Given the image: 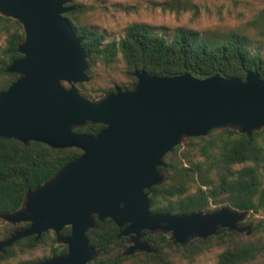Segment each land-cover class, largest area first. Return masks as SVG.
Wrapping results in <instances>:
<instances>
[{
	"label": "water",
	"instance_id": "1",
	"mask_svg": "<svg viewBox=\"0 0 264 264\" xmlns=\"http://www.w3.org/2000/svg\"><path fill=\"white\" fill-rule=\"evenodd\" d=\"M69 0H0V14L18 20L25 40L20 59L6 72L19 78L0 93V138L44 143L55 149L77 148L83 154L63 166L48 182L26 195L24 206L0 217L7 223H30L0 242V252L30 236L36 241L53 231L68 254L37 264H89L99 254L87 233L97 221L111 219L131 236L125 252L155 249L144 232L170 234L185 245L240 227L249 212L223 207L214 212L174 215L151 211L150 190L164 182L166 154L185 138L207 136L222 128L252 136L264 128V80L257 72L245 79L220 74L200 79L190 73L152 76L135 71L136 86L93 101L76 88L90 81L83 39L64 16ZM62 83H67L66 88ZM88 123L104 128L95 135L78 133ZM71 234L62 237L64 228Z\"/></svg>",
	"mask_w": 264,
	"mask_h": 264
},
{
	"label": "trees",
	"instance_id": "2",
	"mask_svg": "<svg viewBox=\"0 0 264 264\" xmlns=\"http://www.w3.org/2000/svg\"><path fill=\"white\" fill-rule=\"evenodd\" d=\"M75 9L64 16L77 36L83 39L82 48L88 55L90 82L77 84L80 94L91 99L97 69L114 66L120 57L125 64L126 80H113L103 94L115 92L116 87L131 90L137 84L135 71L152 76H177L190 73L204 79L220 74L226 78L245 79L257 72L264 80V7L247 23L229 28L197 30L187 27L174 29L173 35L160 33L158 27L136 22L129 25L119 40H109L106 33L93 23L91 5L69 0ZM155 8L176 15L191 13L200 16L195 0H162ZM25 40L23 25L0 14V93L6 91L19 75L6 72L8 66L22 55L19 46ZM69 88L67 83H62ZM98 95L97 98L101 97ZM104 128L88 123L76 132L95 135ZM77 148L55 149L44 143L0 138V216L20 210L29 191L51 180L67 163L79 158ZM164 182L150 190L151 211L174 215L192 212H214L223 207L251 212V234L220 229L207 239L194 238L185 245L174 243L169 234L145 232V239L154 253L138 251L128 256V237H120L121 229L111 219L97 221L87 233L90 245L99 251L91 264H180L219 250L216 264H264V128L250 137L238 129L222 128L207 136L185 138L164 157ZM29 223L11 224L0 217V242L28 227ZM244 226V222L240 227ZM71 234L66 227L62 236ZM55 233L49 231L23 238L0 252V264H36L40 260L16 259L41 245L53 254L67 252L65 245H56ZM48 258V257H45Z\"/></svg>",
	"mask_w": 264,
	"mask_h": 264
},
{
	"label": "rangeland",
	"instance_id": "3",
	"mask_svg": "<svg viewBox=\"0 0 264 264\" xmlns=\"http://www.w3.org/2000/svg\"><path fill=\"white\" fill-rule=\"evenodd\" d=\"M91 5V18L99 29L106 33L109 40H119L125 34L126 28L136 22L148 23L158 27L160 33L173 35L174 29L179 27L206 30L208 28H229L247 23L252 16L264 7V0H195L200 5L201 12L198 18L191 13L176 15L163 12L153 6L154 2L162 0H80ZM0 46L3 44L0 42ZM95 89L93 86L90 100L97 101L108 94L98 91V88H108L113 80H126L125 64L119 57L111 68L100 66L97 69ZM91 81V80H90ZM89 81V82H90ZM101 97L97 98L98 95ZM264 218V213L257 215ZM251 212L244 221V226H252L249 223ZM219 250H211L199 256L195 262L184 261L180 264H216ZM51 254L50 247L41 245L38 249L21 254L19 259L43 260ZM258 264V263H254Z\"/></svg>",
	"mask_w": 264,
	"mask_h": 264
},
{
	"label": "flooded vegetation",
	"instance_id": "4",
	"mask_svg": "<svg viewBox=\"0 0 264 264\" xmlns=\"http://www.w3.org/2000/svg\"><path fill=\"white\" fill-rule=\"evenodd\" d=\"M30 224V223H29ZM30 226V225H29ZM65 229V228H64ZM63 229V230H64ZM121 231H122V229H121ZM51 232H53V231H51ZM47 233V232H46ZM53 233H55V232H53ZM144 234V237H143V241H147L146 239H145V237H146V235H145V232L143 233ZM55 235H56V233H55ZM170 235V234H169ZM61 236H62V232H61ZM62 237H64V236H62ZM68 237V236H67ZM123 237H125V236H123ZM126 237H128V242H129V245H128V248L133 244L132 242H131V236H126ZM148 242V241H147ZM56 245H65L66 247H67V252L66 253H64V254H53L52 252H51V248H50V252H51V254L48 256V258H44L43 260H40V261H38L37 263H39V262H42V261H45V260H47V259H50V258H52V257H59V256H64V255H66V254H68V246L66 245V244H63V243H59L58 242V237H57V235H56ZM149 243V242H148ZM94 261V260H93ZM93 261H91V262H93ZM91 262L89 263V264H91ZM36 263V264H37Z\"/></svg>",
	"mask_w": 264,
	"mask_h": 264
}]
</instances>
